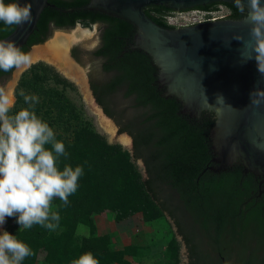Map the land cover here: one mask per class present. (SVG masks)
<instances>
[{
    "label": "trees",
    "instance_id": "obj_1",
    "mask_svg": "<svg viewBox=\"0 0 264 264\" xmlns=\"http://www.w3.org/2000/svg\"><path fill=\"white\" fill-rule=\"evenodd\" d=\"M12 2L16 0H5L6 4ZM90 2L49 0L36 30L21 49L29 53L56 30L98 25V46L90 49L77 44L71 54L88 69L96 102L117 124L119 133L132 138V149L110 143L90 124L77 126L71 138L57 133L53 125L66 113L74 119L79 117L63 90L50 88L46 92L55 115L43 121L54 130L67 152L66 157L57 158V166L60 170L65 165L82 166L83 175L67 206L58 198L53 200V210L60 214L55 231L40 225L20 229L16 217H6L7 231L32 250L22 264H72L85 252H91L99 264H133L127 256L137 255L140 249H112L111 236L98 234L94 214L118 221L136 214H141L146 223L171 221L176 232L156 243L165 244L174 264L181 260L177 236L187 249L188 264H264V191L259 195V182L240 165L214 170L217 165L210 138L214 115H183L177 99L165 97L164 89L158 85L159 70L151 56L133 49L138 29L118 17L83 10ZM228 5L237 9L235 4ZM169 11L172 10L157 5L145 9L155 23L172 29L163 20ZM15 28H6L0 22V40ZM15 70L0 71V87ZM49 81L63 89L74 88L68 79L42 62L31 66L18 87L43 92ZM16 97L10 114L28 107L19 93ZM46 147L51 149V145ZM138 161L143 163L144 172ZM81 227L88 228L86 235H79Z\"/></svg>",
    "mask_w": 264,
    "mask_h": 264
},
{
    "label": "water",
    "instance_id": "obj_2",
    "mask_svg": "<svg viewBox=\"0 0 264 264\" xmlns=\"http://www.w3.org/2000/svg\"><path fill=\"white\" fill-rule=\"evenodd\" d=\"M218 2L234 4V0H91L82 9L118 17L138 29L133 49L151 56L159 70L158 85L165 97L177 99L183 115L200 118L204 112L214 114L210 138L215 171L240 165L245 173L259 177L264 175V96L252 98L251 94L257 89L264 91V75L254 58L247 59L253 54L251 25L246 19L229 18L166 29L145 12L153 5L182 11ZM19 3L31 4L32 22L16 26L3 40L10 39L22 48L49 0ZM244 3L247 5V0ZM260 3L264 5V0Z\"/></svg>",
    "mask_w": 264,
    "mask_h": 264
},
{
    "label": "clouds",
    "instance_id": "obj_3",
    "mask_svg": "<svg viewBox=\"0 0 264 264\" xmlns=\"http://www.w3.org/2000/svg\"><path fill=\"white\" fill-rule=\"evenodd\" d=\"M237 9L244 14L251 25L250 37L254 41L252 53L247 59H255L259 73L264 75V5L260 0H234ZM30 3H5L0 0V22L7 27L23 26L32 22ZM31 56L22 51L14 41L0 40V71L28 67ZM26 108L12 113L15 98L4 87H0V226L6 217H16L20 229H30L40 225L49 231L59 227L60 214L53 210L52 202L58 198L64 206L69 204V196L78 189L82 166L73 168L57 166V158L67 156L65 145L56 139L54 130L39 118L34 109L39 103L35 95L19 93ZM264 96L257 89L251 96ZM255 102V101H254ZM46 145H51V149ZM0 234V264H22L31 256L30 247L6 230ZM72 264H99L91 253L85 252Z\"/></svg>",
    "mask_w": 264,
    "mask_h": 264
},
{
    "label": "rangeland",
    "instance_id": "obj_4",
    "mask_svg": "<svg viewBox=\"0 0 264 264\" xmlns=\"http://www.w3.org/2000/svg\"><path fill=\"white\" fill-rule=\"evenodd\" d=\"M99 35L100 27L98 25L93 27L77 26L76 28L70 30H56L43 45L34 46L28 53L32 57L33 53L39 49V51L42 53V58L36 60L31 58L30 66L16 69L12 73L11 77L5 82L4 88L10 96L15 98V103L17 101L16 95L17 93H20L21 90H23L27 95L37 96L39 98V103H37L32 110L35 111L36 115L42 120H49L52 118H50V116L55 115L53 106L47 102L48 98L46 92L49 91L50 88H58L59 90H63L65 98L75 106L79 118H71L69 113H66L64 119H61L59 123L53 125V129L57 133L63 134L66 138H71L77 126L90 124L97 132L104 135L110 143H119L126 149L131 150L132 138L127 134H120L117 124L104 113L103 109L96 102L90 85L88 69L78 62V64L73 62L75 61L74 58V60L71 59L73 65H70V63L69 65H66L62 62L56 63V65H54L47 60L49 58H54L52 55V51L54 49L48 47L49 44L54 41H57L60 46L65 47L66 49L68 48L69 54L71 55L72 48L77 44L85 45L90 49L96 48L99 44ZM40 62L50 66L61 76L68 79L74 85V88L63 89L62 86H58L53 81H49L47 85H45L43 92L34 90L32 88L29 90L25 88L19 89L18 86L24 74L31 68L32 65ZM79 77H81V79ZM65 104L67 105V103ZM37 107H40L41 109L38 111L36 109ZM124 137L129 140V143H124ZM137 164L144 172L143 163L138 161ZM136 215L138 216L137 222L140 223V226H138L136 232L134 231V235L133 233V236L129 234L128 238L123 236L125 239L119 235H116V237L113 236L111 244L112 249L123 250L125 248H129L130 246H136L138 249H140L139 253L137 255L134 254L127 256V259L133 264H174V261L169 258L165 244L163 242L156 243L157 239L164 238V236L168 235L170 232H176V228L172 222H167L164 219H161L156 223H146L143 220L141 214ZM100 217L104 222L106 220V223H110L113 220L116 222L118 221L112 217L104 219L102 216L94 214L95 221ZM2 230L7 231L6 224L2 226ZM87 233V227L80 228V236L86 235ZM0 234H2V231H0ZM177 237L181 244V260L179 264H188L189 258L187 249L182 243V238L180 236ZM126 242H128L129 245L125 246Z\"/></svg>",
    "mask_w": 264,
    "mask_h": 264
},
{
    "label": "built area",
    "instance_id": "obj_5",
    "mask_svg": "<svg viewBox=\"0 0 264 264\" xmlns=\"http://www.w3.org/2000/svg\"><path fill=\"white\" fill-rule=\"evenodd\" d=\"M231 15L232 11L229 6L219 4L211 9L194 8L182 11H169L163 15V20L173 28H182L229 19Z\"/></svg>",
    "mask_w": 264,
    "mask_h": 264
},
{
    "label": "crops",
    "instance_id": "obj_6",
    "mask_svg": "<svg viewBox=\"0 0 264 264\" xmlns=\"http://www.w3.org/2000/svg\"><path fill=\"white\" fill-rule=\"evenodd\" d=\"M103 218L106 219V217H103ZM137 221H138V216L133 215L131 217L125 218L117 222L115 220H113L112 222L109 221L110 223H106V220L104 222L102 218L100 217L98 220L96 219L95 223L97 225L98 234L100 236L109 235L111 236V239H112V237L113 236L116 237V235H119L121 237L124 236L127 238L129 234L132 235L133 233L134 235V231L136 232L138 226H140V223ZM107 227H108V230H107ZM127 245H129L128 242L125 243V246Z\"/></svg>",
    "mask_w": 264,
    "mask_h": 264
},
{
    "label": "bare ground",
    "instance_id": "obj_7",
    "mask_svg": "<svg viewBox=\"0 0 264 264\" xmlns=\"http://www.w3.org/2000/svg\"><path fill=\"white\" fill-rule=\"evenodd\" d=\"M48 47L51 49H54L52 51L53 52L52 55L54 56V58L47 59L49 62L53 63L54 65H56V63H61V62L66 64V65H69V63H70V65H73V63H72L73 58H72V55L69 54L68 48L66 49L65 47L60 46L57 41L52 42L51 44H49ZM38 51H39V49H38ZM38 51L36 50L33 53V56L31 57L33 60L42 58L41 51H39V52ZM79 78L81 79V77H79ZM108 125H110V124H108ZM123 140H124L125 144L129 143V140L127 138L124 137ZM0 229H2V226H0Z\"/></svg>",
    "mask_w": 264,
    "mask_h": 264
},
{
    "label": "flooded vegetation",
    "instance_id": "obj_8",
    "mask_svg": "<svg viewBox=\"0 0 264 264\" xmlns=\"http://www.w3.org/2000/svg\"><path fill=\"white\" fill-rule=\"evenodd\" d=\"M227 3L228 2H218V3H213L210 8H202V7H206V6H201V7H197V8H201V9H211L212 7H217L219 4H225L227 6H229L228 4H231V3H228V4ZM231 11L233 12L232 13V17L230 18L231 20H243V19H245L246 11L247 10H245V13L244 14H242L238 9H233V10L231 9ZM34 46H36V45H34ZM88 74H89V72H88ZM214 118H215V116H214ZM255 178L259 182V195H261L262 192L264 191V175L259 176V177H255Z\"/></svg>",
    "mask_w": 264,
    "mask_h": 264
}]
</instances>
